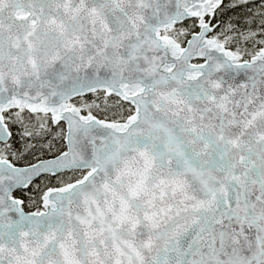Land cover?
<instances>
[{"label": "snow or ice", "instance_id": "obj_1", "mask_svg": "<svg viewBox=\"0 0 264 264\" xmlns=\"http://www.w3.org/2000/svg\"><path fill=\"white\" fill-rule=\"evenodd\" d=\"M0 264H264V0H0Z\"/></svg>", "mask_w": 264, "mask_h": 264}]
</instances>
